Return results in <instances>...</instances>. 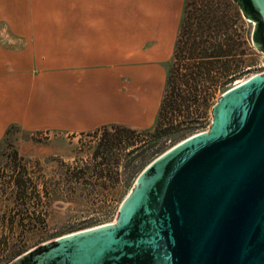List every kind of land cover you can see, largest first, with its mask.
I'll return each instance as SVG.
<instances>
[{"label":"rangeland","instance_id":"obj_1","mask_svg":"<svg viewBox=\"0 0 264 264\" xmlns=\"http://www.w3.org/2000/svg\"><path fill=\"white\" fill-rule=\"evenodd\" d=\"M184 3L185 0H0V75L4 82H11L17 80L12 74H19L21 82L16 88L0 86V98L5 99L0 101V139L8 127L7 140L27 160L26 192L35 195L23 204L16 203V187L10 181L15 173L11 167H0V239L7 236L9 244L28 250L57 237H51L57 233L115 220L120 202L138 173L156 156L150 157L146 150L152 137L139 134V141L131 144L130 134L120 133L108 124L80 129L76 124L79 116L67 111L78 103L76 90L69 88L77 79L78 64L82 63L79 57L92 54L87 40L80 39L82 22H112L106 30V44L97 45L95 50L101 74L99 85L104 84L108 72L112 105L119 108L125 104L127 119L133 124L150 121L143 127L123 125L141 131L153 126L158 106L152 116L144 114L152 111L156 99L160 102ZM232 5L227 34L234 40L236 52L240 50L241 79L264 69V53L250 40L253 23L243 17L239 6ZM3 54H10L12 61L8 62ZM187 61L179 62L178 72L196 71L181 66ZM256 64L260 67H253ZM219 70L214 68L210 73ZM36 75L32 86L29 76L32 79ZM126 84L131 92V113L130 97H125ZM219 94L211 99L203 123L191 133L169 143L166 140V147L205 130L211 118L210 107ZM99 96L97 103L103 104L102 94ZM9 100H15L16 116L8 113L14 105ZM45 110L49 115L44 114ZM140 147L142 150L136 152ZM95 150L107 160H116V166L105 160L95 167ZM77 166L82 167V173L74 177ZM94 170L102 175L96 176Z\"/></svg>","mask_w":264,"mask_h":264},{"label":"water","instance_id":"obj_2","mask_svg":"<svg viewBox=\"0 0 264 264\" xmlns=\"http://www.w3.org/2000/svg\"><path fill=\"white\" fill-rule=\"evenodd\" d=\"M264 53V0H236ZM210 121L138 173L115 220L8 264H264V71L220 92Z\"/></svg>","mask_w":264,"mask_h":264},{"label":"trees","instance_id":"obj_3","mask_svg":"<svg viewBox=\"0 0 264 264\" xmlns=\"http://www.w3.org/2000/svg\"><path fill=\"white\" fill-rule=\"evenodd\" d=\"M232 3L238 6L236 0H194L191 3L185 0L153 126L136 131L123 124H108L120 133L130 134L128 139L132 138L131 144L139 141V134L152 137L146 145L150 157L164 151L166 140L193 132L203 123L206 110L214 95L223 92L240 78V50L236 52L234 40L227 34L230 28L229 11L233 8ZM236 11L238 15V9ZM185 59L188 63H183L181 66L191 70L195 68L196 71L178 72L179 62ZM214 68L220 70L210 73ZM105 126L107 125L101 127ZM8 133L7 127L0 139V167H11L10 171L15 173L14 177H10V181L16 187L13 199L16 203L23 204L26 199L35 198V195L26 192V184L29 181L25 176L27 160L18 153L14 144L7 140ZM8 148L10 150L7 152ZM139 150H142L141 147L136 152ZM98 154L99 151L95 150L92 155L95 167L103 164L105 160L107 163H115L116 166V160L113 158L107 160L103 154ZM78 168L73 174L74 177H79L82 173V167ZM94 173L99 177L102 175L96 170ZM108 176L115 178L112 175ZM8 218L9 223H12V215L9 214ZM36 218L38 219V216ZM58 235L61 233L51 237ZM23 247L9 244L7 236L1 238L0 264H8L22 254L26 250Z\"/></svg>","mask_w":264,"mask_h":264},{"label":"crops","instance_id":"obj_4","mask_svg":"<svg viewBox=\"0 0 264 264\" xmlns=\"http://www.w3.org/2000/svg\"><path fill=\"white\" fill-rule=\"evenodd\" d=\"M111 21L110 20H103V21H91V22H82L83 25V31L80 32V39L87 40V43L89 44L88 48L91 47L92 54H86L84 53V58L79 57V60L82 61V63L78 64V72H77V79L76 82L71 83V87L69 90H76L74 92L78 95V103L75 108L71 107L68 108L67 111H71L73 114L75 113L78 117V121H76V124L78 125V128L80 129H95L97 127H100L102 125H107L111 123H119V124H125V125H131L132 127H143L147 126L150 121L148 120L144 122V120H139L140 122H136L135 124L131 123L127 119V107L125 104H122L121 107L116 108L112 105L110 94L112 93L111 85H110V79L108 77L109 73L105 72L104 77V84L102 86L99 85V80L101 78L100 74V67L98 66V60L97 56L95 54L96 46H100V44H106L105 39H108L109 36L107 35L108 29L111 28ZM81 25V23L79 24ZM105 35V36H104ZM102 37L104 40H102ZM85 51V50H84ZM10 54H3V57L8 61L11 62L12 60L9 59ZM1 56V55H0ZM6 56V57H5ZM3 66V65H1ZM10 66V65H9ZM38 75L32 77L29 76V84L36 81V77ZM46 76V75H45ZM17 77V80H12L11 82L5 81L2 78V75H0V86L4 85L5 88H16L21 85V82H19V74L15 75V73L12 74V78ZM2 80V81H1ZM34 86V84H31ZM99 93L102 94L103 97V104H98L97 101L99 100ZM129 95L130 97V104L129 106V112H132V102H131V92L128 93V85L126 84V95L125 97ZM5 99H1L0 101L3 102ZM13 101V109H9V114L11 116H16L18 109H16L15 100H9V102ZM159 106L158 100H155V103L152 107V111L146 112L144 115L152 116L157 108ZM27 108L29 110V114L31 115V106L28 104ZM47 109V108H46ZM64 112V111H63ZM44 114L49 115V112L45 110ZM69 114V112H68ZM73 118V117H72ZM16 119V118H14ZM143 119V118H142ZM73 121V120H72ZM72 123V122H71Z\"/></svg>","mask_w":264,"mask_h":264},{"label":"built area","instance_id":"obj_5","mask_svg":"<svg viewBox=\"0 0 264 264\" xmlns=\"http://www.w3.org/2000/svg\"><path fill=\"white\" fill-rule=\"evenodd\" d=\"M251 66H246V69H249ZM253 67H256V68H259L260 66L258 65V64H256V65H253ZM264 71V69H262V70H259V71H256V72H254V73H251V74H249V76L250 75H252V74H255V73H260V72H263ZM232 84H234V83H232ZM197 132V131H196ZM169 141L170 140H167V143H169ZM166 143V142H165ZM168 146H170V145H168ZM167 146V147H168ZM167 147L165 148V149H167ZM109 222V221H108ZM108 222H106V221H101L100 223H98V224H96V225H99V224H103V223H108ZM93 226H95V225H93ZM87 228V227H86ZM79 230V229H78Z\"/></svg>","mask_w":264,"mask_h":264},{"label":"bare ground","instance_id":"obj_6","mask_svg":"<svg viewBox=\"0 0 264 264\" xmlns=\"http://www.w3.org/2000/svg\"><path fill=\"white\" fill-rule=\"evenodd\" d=\"M246 77H243V78H241V79H236L234 82L236 83V82H238V81H242V80H244ZM88 228V227H87ZM84 229V228H83ZM80 230V229H79Z\"/></svg>","mask_w":264,"mask_h":264}]
</instances>
